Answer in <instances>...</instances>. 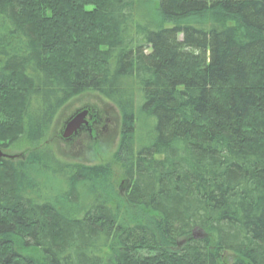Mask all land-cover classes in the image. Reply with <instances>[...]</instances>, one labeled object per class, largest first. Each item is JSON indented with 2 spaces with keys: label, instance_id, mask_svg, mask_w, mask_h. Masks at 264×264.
<instances>
[{
  "label": "trees",
  "instance_id": "trees-1",
  "mask_svg": "<svg viewBox=\"0 0 264 264\" xmlns=\"http://www.w3.org/2000/svg\"><path fill=\"white\" fill-rule=\"evenodd\" d=\"M87 92L122 117L123 197L43 146ZM21 139L0 264H264V0H0V147Z\"/></svg>",
  "mask_w": 264,
  "mask_h": 264
},
{
  "label": "rangeland",
  "instance_id": "rangeland-1",
  "mask_svg": "<svg viewBox=\"0 0 264 264\" xmlns=\"http://www.w3.org/2000/svg\"><path fill=\"white\" fill-rule=\"evenodd\" d=\"M84 106H88L93 110L96 109L102 117L105 127L104 134H102L103 139L97 142L88 139L89 141L86 144L85 141L83 143L74 142L68 144L65 142V139L68 138L64 137H62L63 140H60L59 136H62L61 133L64 132V123L76 110H82ZM121 128L122 117L116 107L99 95L87 92L71 100L60 110L43 146H48L58 158L67 163L87 166L112 165L113 177L111 181L118 193L123 197L127 182L118 170L114 158L120 142ZM149 130L150 128L145 129L143 124H137L138 142L147 138L146 132ZM26 152H28V146L24 139H21L15 145L7 146L6 148L0 147V156L19 157ZM32 174L34 175V173Z\"/></svg>",
  "mask_w": 264,
  "mask_h": 264
},
{
  "label": "flooded vegetation",
  "instance_id": "flooded-vegetation-1",
  "mask_svg": "<svg viewBox=\"0 0 264 264\" xmlns=\"http://www.w3.org/2000/svg\"><path fill=\"white\" fill-rule=\"evenodd\" d=\"M88 111V115L84 119V121H87V123H83V125L80 127V129L74 133L71 137L68 139H65V142L68 144L71 143H83L85 141V144L90 140L98 141L103 139L105 127L103 123L102 117L99 115V113L96 110H93L89 108L88 106H84L82 110H76L64 123V130H65V124L73 119L76 115L80 114L81 112ZM62 136H59L60 140H63L62 137H64V132L61 133ZM12 157H9L8 155L4 156L5 160H9Z\"/></svg>",
  "mask_w": 264,
  "mask_h": 264
},
{
  "label": "water",
  "instance_id": "water-1",
  "mask_svg": "<svg viewBox=\"0 0 264 264\" xmlns=\"http://www.w3.org/2000/svg\"><path fill=\"white\" fill-rule=\"evenodd\" d=\"M88 115V111H84L81 114H78L73 119L68 121L65 124V130H64V138L71 137L74 133H76L80 127L83 125V123H87V121H84L86 116Z\"/></svg>",
  "mask_w": 264,
  "mask_h": 264
}]
</instances>
